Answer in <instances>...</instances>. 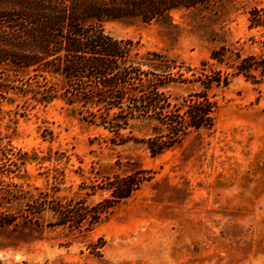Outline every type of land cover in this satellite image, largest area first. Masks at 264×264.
Segmentation results:
<instances>
[{"label": "rangeland", "instance_id": "1", "mask_svg": "<svg viewBox=\"0 0 264 264\" xmlns=\"http://www.w3.org/2000/svg\"><path fill=\"white\" fill-rule=\"evenodd\" d=\"M254 8L264 9V0H240L239 9L220 22L182 9L149 23L125 18L107 20L103 27L138 41L142 51L163 52L175 62L174 72L182 65L185 77L193 78L187 68L215 62L212 49L221 45L264 57V25L250 27ZM8 69L21 80L9 83L0 103V144L13 148L12 159L19 151L28 158L11 174L14 182L60 198L85 196L93 205L111 197L106 187L117 175L137 173L144 179L93 227L0 230V257L7 264H264L260 71L233 76L229 86L216 90L214 130L193 132L153 155L145 122L133 121L116 134L91 124L86 109L59 95L42 101L36 79H29L33 72ZM197 87L172 82L167 90L181 101ZM41 221L46 225L55 218L46 212Z\"/></svg>", "mask_w": 264, "mask_h": 264}, {"label": "trees", "instance_id": "2", "mask_svg": "<svg viewBox=\"0 0 264 264\" xmlns=\"http://www.w3.org/2000/svg\"><path fill=\"white\" fill-rule=\"evenodd\" d=\"M239 5L240 0H0V103L9 83L21 80L8 68L33 72L29 79H36L42 101L59 95L86 109L91 124L116 134L133 121L145 122L151 131L149 149L153 155L163 153L193 132L214 130L216 90L229 86L236 75L250 77L255 71L264 75V57L243 56L221 45L212 49L215 62L204 60L201 67L187 68L193 76L189 78L182 65L174 72L175 62L163 52L142 51L138 41L108 33L103 23L125 18L149 23L182 9L220 22ZM252 15L250 27L264 25V9L254 8ZM172 82L198 87L177 101L167 90ZM12 149L0 144V230L31 233L44 226L93 227L144 179L137 173L117 175L106 187L112 189L111 197L89 205L85 196L60 198L14 182L11 174L28 158L19 151L12 159L8 153ZM46 212L55 221L44 225L41 218ZM0 264L7 262L0 257Z\"/></svg>", "mask_w": 264, "mask_h": 264}]
</instances>
